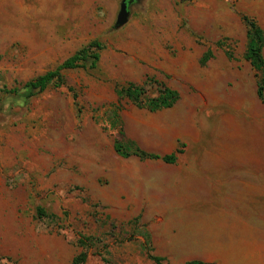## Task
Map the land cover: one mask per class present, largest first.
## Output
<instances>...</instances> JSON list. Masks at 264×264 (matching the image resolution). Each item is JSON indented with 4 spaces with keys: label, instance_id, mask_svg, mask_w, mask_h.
Wrapping results in <instances>:
<instances>
[{
    "label": "rangeland",
    "instance_id": "374dc122",
    "mask_svg": "<svg viewBox=\"0 0 264 264\" xmlns=\"http://www.w3.org/2000/svg\"><path fill=\"white\" fill-rule=\"evenodd\" d=\"M122 1L1 8L0 264H71L88 236L87 264H264V102L242 18L264 32V0H127L116 26ZM93 40L94 69L24 88ZM130 83L178 99L139 108Z\"/></svg>",
    "mask_w": 264,
    "mask_h": 264
},
{
    "label": "trees",
    "instance_id": "16d2710c",
    "mask_svg": "<svg viewBox=\"0 0 264 264\" xmlns=\"http://www.w3.org/2000/svg\"><path fill=\"white\" fill-rule=\"evenodd\" d=\"M247 24V44L244 54V58L249 62L250 66L255 72L257 78V96L264 102V57L262 54V48L264 45V32L257 24L256 20L247 16L242 17ZM103 45L98 40H93L77 50L75 53L65 58L54 69L46 71L44 74L37 76L36 78L24 83V88H31L35 91H43L47 88L48 84L52 81L62 82V73L66 70H73L77 68L94 69L99 60V51ZM206 60V59H205ZM57 83V84H58ZM57 86V85H56ZM120 95L125 96L131 100L137 107L144 108L149 111H157L165 108H170L178 99L177 91L165 86H158L156 95H150L147 93L145 84L130 83L128 86L122 88L119 91ZM114 149L122 156L134 155L141 159H160L165 163H174L177 160L179 154H182L181 150L167 155L151 154L143 151L136 144L132 142H115ZM96 240V241H95ZM99 240L93 239V237H81L77 241V246L81 249L75 254L71 264H87L88 251ZM155 264H163V258L148 255ZM186 264H203L198 260H192Z\"/></svg>",
    "mask_w": 264,
    "mask_h": 264
},
{
    "label": "water",
    "instance_id": "95a60500",
    "mask_svg": "<svg viewBox=\"0 0 264 264\" xmlns=\"http://www.w3.org/2000/svg\"><path fill=\"white\" fill-rule=\"evenodd\" d=\"M127 5H128L127 0H123L121 3L120 12L117 17L116 26H120L126 22L128 17Z\"/></svg>",
    "mask_w": 264,
    "mask_h": 264
},
{
    "label": "crops",
    "instance_id": "0c3cea01",
    "mask_svg": "<svg viewBox=\"0 0 264 264\" xmlns=\"http://www.w3.org/2000/svg\"><path fill=\"white\" fill-rule=\"evenodd\" d=\"M9 1H11V0H0V11H1V8L7 7V5H9V3H10Z\"/></svg>",
    "mask_w": 264,
    "mask_h": 264
}]
</instances>
